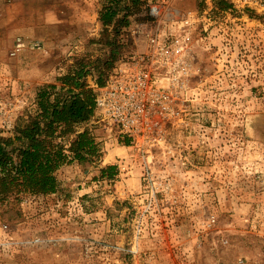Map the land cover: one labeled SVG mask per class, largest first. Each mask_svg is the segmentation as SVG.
<instances>
[{"label": "rangeland", "instance_id": "1", "mask_svg": "<svg viewBox=\"0 0 264 264\" xmlns=\"http://www.w3.org/2000/svg\"><path fill=\"white\" fill-rule=\"evenodd\" d=\"M217 1L149 0L131 18L109 78L159 20L182 22L192 78L179 118L140 148L115 126L80 128L100 162L62 167L54 195L0 205V264H264V0H221L219 13ZM104 2L0 0V136L34 114L38 89L112 57L98 43L113 36Z\"/></svg>", "mask_w": 264, "mask_h": 264}, {"label": "trees", "instance_id": "2", "mask_svg": "<svg viewBox=\"0 0 264 264\" xmlns=\"http://www.w3.org/2000/svg\"><path fill=\"white\" fill-rule=\"evenodd\" d=\"M148 1L105 0L99 21L103 33L111 30L113 36L98 43L114 47L112 57L96 64L83 61L61 77L59 85L38 89L34 114L21 119L10 135L0 136V205L11 197L54 195L59 191L57 174L62 167L75 161L100 162V144L93 130L80 129L93 119L96 109L95 89L87 82L89 70L97 71L98 87L106 85L117 61L115 50L129 42L126 30L132 25L131 18L138 16ZM215 4L218 13L227 9L224 1ZM101 174L102 178L113 180L117 168L109 166Z\"/></svg>", "mask_w": 264, "mask_h": 264}, {"label": "built area", "instance_id": "3", "mask_svg": "<svg viewBox=\"0 0 264 264\" xmlns=\"http://www.w3.org/2000/svg\"><path fill=\"white\" fill-rule=\"evenodd\" d=\"M181 25L169 17L159 20L145 34L143 52H136L117 66L107 84L96 90L93 123L117 127L120 135L140 148L160 139L157 137L163 133L167 120L179 118L174 103L185 101L192 78Z\"/></svg>", "mask_w": 264, "mask_h": 264}, {"label": "crops", "instance_id": "4", "mask_svg": "<svg viewBox=\"0 0 264 264\" xmlns=\"http://www.w3.org/2000/svg\"><path fill=\"white\" fill-rule=\"evenodd\" d=\"M95 123V122H94ZM92 124H93V122H92ZM98 131V130H97ZM100 140V139H99Z\"/></svg>", "mask_w": 264, "mask_h": 264}]
</instances>
